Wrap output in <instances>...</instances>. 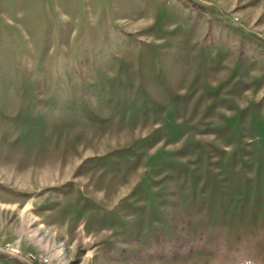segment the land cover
Returning <instances> with one entry per match:
<instances>
[{
  "label": "rangeland",
  "instance_id": "rangeland-1",
  "mask_svg": "<svg viewBox=\"0 0 264 264\" xmlns=\"http://www.w3.org/2000/svg\"><path fill=\"white\" fill-rule=\"evenodd\" d=\"M0 256L264 264V0H0Z\"/></svg>",
  "mask_w": 264,
  "mask_h": 264
},
{
  "label": "trees",
  "instance_id": "trees-1",
  "mask_svg": "<svg viewBox=\"0 0 264 264\" xmlns=\"http://www.w3.org/2000/svg\"><path fill=\"white\" fill-rule=\"evenodd\" d=\"M0 259H4V257L0 256ZM0 264H22V263L16 260H9V261H6V263L0 262Z\"/></svg>",
  "mask_w": 264,
  "mask_h": 264
},
{
  "label": "built area",
  "instance_id": "built-area-1",
  "mask_svg": "<svg viewBox=\"0 0 264 264\" xmlns=\"http://www.w3.org/2000/svg\"><path fill=\"white\" fill-rule=\"evenodd\" d=\"M8 253H9V255H11V256H13V257L18 256V254H19L18 251H14V250L9 251ZM46 264H48V263H46Z\"/></svg>",
  "mask_w": 264,
  "mask_h": 264
}]
</instances>
